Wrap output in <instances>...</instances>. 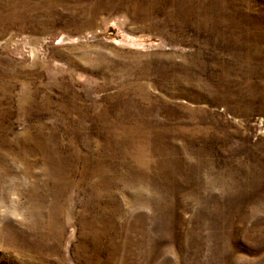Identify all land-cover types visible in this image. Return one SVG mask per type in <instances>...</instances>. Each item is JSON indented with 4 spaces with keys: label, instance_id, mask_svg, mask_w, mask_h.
<instances>
[{
    "label": "rangeland",
    "instance_id": "1",
    "mask_svg": "<svg viewBox=\"0 0 264 264\" xmlns=\"http://www.w3.org/2000/svg\"><path fill=\"white\" fill-rule=\"evenodd\" d=\"M0 264H264V0H0Z\"/></svg>",
    "mask_w": 264,
    "mask_h": 264
}]
</instances>
